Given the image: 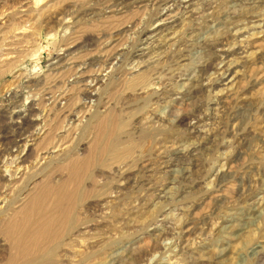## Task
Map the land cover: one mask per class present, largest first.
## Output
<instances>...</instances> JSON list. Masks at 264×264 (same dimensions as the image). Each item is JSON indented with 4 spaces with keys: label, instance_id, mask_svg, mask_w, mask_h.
Instances as JSON below:
<instances>
[{
    "label": "rangeland",
    "instance_id": "rangeland-1",
    "mask_svg": "<svg viewBox=\"0 0 264 264\" xmlns=\"http://www.w3.org/2000/svg\"><path fill=\"white\" fill-rule=\"evenodd\" d=\"M135 1L0 0V150L7 152L0 172L26 171L10 202L0 204V220L18 207L20 189L44 176L55 181V164L89 157L99 124L117 119L137 163L89 169L87 197L75 211L79 224L56 264H113L106 250L122 253L116 264H264V0H192L191 15L177 8L188 0ZM232 12L238 18L227 16ZM157 27L164 28L151 37ZM216 34L225 36L222 47L203 45ZM143 41L153 47L148 58L158 61L152 79L130 86V56ZM116 51L129 53L117 71L102 70ZM93 59L99 64L88 68ZM225 68H235V80L220 84ZM160 69L169 75H158ZM89 71L101 73L97 98L85 101V116H76L69 132L62 108L83 106L75 81ZM190 77L195 90L183 92ZM17 111L39 120L22 139L40 136L28 143L26 161L14 163L12 143L28 129ZM169 111L178 120L168 119ZM8 255L0 235V264Z\"/></svg>",
    "mask_w": 264,
    "mask_h": 264
},
{
    "label": "bare ground",
    "instance_id": "bare-ground-1",
    "mask_svg": "<svg viewBox=\"0 0 264 264\" xmlns=\"http://www.w3.org/2000/svg\"><path fill=\"white\" fill-rule=\"evenodd\" d=\"M138 1L139 0H137V2L136 1L135 2L138 3ZM191 1L192 0H188V1H186V3L184 1H182L179 3V7H177V8L184 9V10H186V13L184 12L185 14L191 15L192 11L188 10L191 6V4H190ZM141 2H143V1H141ZM183 3H185L187 5L185 7H183V5H184ZM122 5H123L122 3L121 4L116 3L115 6L119 8ZM125 5H127V4H125ZM169 10L170 9H168V11ZM91 13L92 12H90V14ZM109 13H111V12H109ZM227 16L233 20L236 17L238 18V14L236 12L229 13V14H227ZM176 19L177 18H175V20L172 23L177 21ZM163 28L164 27H157L156 29H154V31L151 34V37H153V35H155V34L158 35L160 32H162ZM216 31L218 33V30H216ZM224 38H225L224 34H216L214 37L212 36V37L205 39L203 41L204 42L203 45L214 50V49H217L219 47H222L221 45L224 42ZM150 39L151 38H146L145 42H147V40H150ZM167 41H168V39H167ZM145 42L144 41L142 42L143 45H142V43H140L141 45H139V46H142V47L137 51L136 56L134 55L135 57L133 55L130 56V58L132 59L131 60L132 66L133 65L134 66L129 70V74H125L126 76H129V80L131 79L130 80V86L131 85L133 86V84H135L136 81H138L137 83L139 85V83L144 82L145 79L147 80V78L150 77V74L153 71L152 65L155 66L156 62L158 61V59H156L157 61H155V59H154L155 57L154 58L152 57L153 55L151 56L152 59L148 58L150 56V51H147V50H150L153 47L151 48L150 46H147V48L145 49V47H144ZM105 47H107V45ZM118 52L119 51H116L112 55L111 58L108 57V60L106 58V61L104 62L102 70L105 69L108 71V69L111 68V72L117 71V64H119V62H121V59H124V56L128 55V53H129V52H121V53H118ZM155 54H156V52H155ZM160 54L161 53L157 54L156 56L158 57V56H160ZM109 58H110V60H109ZM114 61L116 63H114ZM90 62L87 65L88 68L90 66H94L95 64H99L100 60L99 59H93L92 62L91 63ZM101 64H102V62H101ZM234 66H236V65H234ZM177 67H178V64H177ZM201 67H203L204 70H208L205 68H212V65H211V62L209 61L206 63H202ZM171 68H172V66H171ZM233 69H235V68H228V69L224 70L225 71V73H223L224 77L221 80L219 79L220 84L224 81H227L228 79L230 80V79L234 78L232 76L234 73ZM236 70H237V68H236ZM155 71H156V69H155ZM157 71H158L157 72L158 75H162V73H164L165 75H169V73H170V72H168L169 71L168 69H167V73H165L166 72L165 70H161V69H160V71L159 70H157ZM89 72H88V74H86V72L81 73L80 76H77V80L75 81V84L79 85L77 98L80 100L81 99L84 100L83 106L80 107V110L78 109L79 110L78 112L67 111L69 106H66V104H65L66 109H64V107L62 108L63 114L64 115L66 114L65 118L67 119V126H69V129L67 131H69V132L71 129H73L75 127L74 126V124H75L74 119H76V116L80 115L79 117H77L78 118L77 121H79V119H81L85 116L86 109H88V105L85 103V101L88 102L94 98H97V94H96L97 92L94 91L93 88L100 84L101 73L96 74V73L90 72V74H89ZM180 72L182 73L181 70H180ZM85 74H86V76H85ZM173 76H174V74H173ZM150 78L152 79V77H150ZM234 80H235V78H234ZM195 81H197V80H195L193 77L185 79L184 82L181 84V87H182L181 89L183 90V92H188V93L194 92ZM232 81L233 80H231V82ZM88 83H90V85H88ZM228 83L230 84V82H228ZM232 83H234V82H232ZM234 84H233V86H234ZM135 87H137V85ZM135 90H139V88L135 89ZM59 97H61V96H59ZM151 97H153V95ZM151 97H150V100H151ZM158 97H159V95H158ZM99 99H101V98H99ZM147 99H149V98H147ZM147 99L146 100L142 99V100L147 102ZM57 100L58 99H56L52 102L49 101V102H51L50 104H54V106L51 109H53L55 106H57V104H58V102L56 103ZM60 100H63V97H61ZM154 100H155V97H154ZM63 103H65V102H63ZM141 103H142V101H141ZM142 104H144V103H142ZM157 104L158 103H156V105ZM61 105H62V103H61ZM32 108H33V106L31 105L29 107L28 111L32 112V110H31ZM14 116H16L17 118H19L21 116L24 117L23 120H25V125L28 128L27 131L25 130L22 133H19V137H20L19 140H14L12 143L13 146L16 147V151H14V152L17 155L11 160H13V162L15 163L17 161H22V159H24L26 157V155H29L28 153H30V146H32L33 144L28 145V143H30V142L36 143V141L38 140L37 136H40V135H39V133H36V134L31 133V135H29L27 137V139H22L24 134L27 133L29 129H31L33 126L39 125V120L38 119L29 120L26 118L28 116L27 114L25 115V114H22L21 112H18V111L14 112ZM167 117H168V119L175 118V120H178V116H175L170 111L167 113ZM106 118H108V117H106ZM121 125H122V123L120 122V120H117V119L110 120L109 118L106 119L104 123L99 124V131L95 135V138L93 140L94 145L92 147V150H90L91 155L89 154L88 155L89 157L84 158V160H79V159H74V158L71 159L70 158L71 160L63 166L62 165L56 166V164H55V166L53 167L55 171H52L53 173L50 174L53 176L55 174V176H56L55 181H54V179L51 180V177L44 176L43 178H46V179H44L43 181H40L36 185H33L30 189L27 188L26 191L24 188H23L24 191L21 189L19 190V192H21V194H22L21 196H24V197H22L20 199L18 198V200L16 202H14V205H18V207L15 210H12L10 214L5 216V218L7 217L6 219L0 220V227H2L0 230V235L4 238L5 242L7 243L8 250H9V255L3 264H56V258H58V256H59L58 252H59L60 248L63 247L64 240L66 239V237L71 232L75 231V229L77 228V225L79 224V220L77 219V217L75 215V211L83 203V201L87 197V187L85 186V181H87L88 179H91V176H92L89 174V169L92 168V166H96L97 164L98 165L101 164L100 165L101 167L104 166L106 168L107 167L109 168L110 165L120 164V163L122 164L123 162H126L127 160H130L129 162L137 163V161H133L135 148L133 147V144L130 142V139L128 141L124 142L119 137L120 136L119 131L122 128ZM40 128H41L40 130L42 131L43 126L40 125ZM45 136H44V138H42L43 140L45 139ZM143 137H150V136L147 134H144ZM20 148L22 150H20ZM52 153H54V151L53 152L48 151L46 154H48V157H49L50 155H52ZM5 154H7L6 151L0 150V160L2 159V157L4 158ZM190 154H191V152H190ZM9 156L11 157V155H9ZM51 158H53V157H51ZM44 159H46V157ZM7 160H9V159H7ZM25 161H26V158L22 162H25ZM1 163L2 162L0 161V164ZM4 164H5V162H4ZM123 164H125V163H123ZM144 170H146V169H144ZM98 174L100 176V173H98ZM25 179H26V171H25V169H21L19 167L16 168V170L14 169V171L13 170L12 171L11 170H9V171L4 170L3 174L0 172V204L3 203L6 205L7 203H9L11 192L16 187H19ZM28 183L26 185H28ZM140 183H142V180L140 181ZM135 184H137V182L133 181L132 185H135ZM26 185H25V187H27ZM93 186H94V184H93ZM138 186L139 185H136L135 188L136 187L138 188ZM1 189H3V190L1 191ZM131 189H132V187H131ZM239 236L240 235H238V236L236 235V237L234 236L232 238L230 237L231 239L229 238V242H230V240H234ZM64 246H65V244H64ZM228 248L229 247L227 246V248L217 250L215 253L216 258L221 259L222 257H224L226 255V253L228 252ZM106 251L108 253L106 255H107V258L109 259L110 263L113 262V264L114 263L116 264V263L121 261L122 258L120 257V254H122V253H116V254L113 253L112 254V253H109L108 250H106ZM254 251L256 252V254L260 253V251H258L257 247L254 249Z\"/></svg>",
    "mask_w": 264,
    "mask_h": 264
}]
</instances>
